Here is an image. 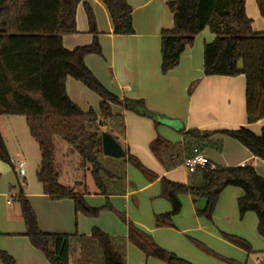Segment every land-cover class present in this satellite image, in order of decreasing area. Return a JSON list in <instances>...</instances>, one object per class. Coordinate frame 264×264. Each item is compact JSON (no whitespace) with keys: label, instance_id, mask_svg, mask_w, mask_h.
<instances>
[{"label":"trees","instance_id":"obj_1","mask_svg":"<svg viewBox=\"0 0 264 264\" xmlns=\"http://www.w3.org/2000/svg\"><path fill=\"white\" fill-rule=\"evenodd\" d=\"M80 0H0V116H22L29 135L36 142L40 162L36 177L43 194L49 199H71L75 213L97 217L102 208H112L108 196L124 192L125 169L128 162L151 181L157 175L147 169L135 156L125 151L124 158L113 159L102 154L101 126L119 143L117 135L124 134V124L115 116L111 104L123 106L158 124L156 114L146 109L142 99L118 98L110 93L84 63L88 54H101L94 37L89 45L71 50L62 44V36L76 33L75 12ZM117 35L134 33L132 7L127 0H102ZM259 15L264 19V0H255ZM173 24L160 32V71L167 73L179 64L186 46L208 27L214 35L203 46L204 76H237L245 79V112L247 123L264 118V32H254L245 11V0H167ZM90 31L95 33V19L88 4H84ZM70 77L83 83L100 98L99 115L92 109L82 111L67 95L65 81ZM189 87L190 93L192 87ZM219 132L235 139L250 153L264 161V127L254 134L248 127L221 129L212 132L188 130L185 136L207 138ZM73 145L83 164L90 166V175L97 192L106 198L102 207H91L74 187L58 181L54 162V137ZM121 145V143H119ZM153 155L167 168L181 164L180 145L156 136L149 144ZM0 160L10 163L0 133ZM11 165V164H10ZM160 195L170 204V211L155 215L157 227L172 226V217L181 210L179 196L188 193L195 200L204 198L205 205L197 214L211 218L221 191L229 186L241 189L237 206L241 215L254 212L257 233L264 237V178L252 165L212 166L210 163L191 174V182L182 184L165 177L159 179ZM77 185L82 183L77 182ZM25 223L24 235L41 252L49 264H126L125 241L146 256L156 257L168 264H192L157 245L151 236L132 222H127L125 239L113 237L97 227L89 235L42 232L27 198L19 191ZM122 217V216H121ZM230 242L251 252L242 238L223 234ZM99 252V253H98ZM101 257V258H100ZM4 264L14 259L0 250ZM261 264H264V260Z\"/></svg>","mask_w":264,"mask_h":264},{"label":"crops","instance_id":"obj_2","mask_svg":"<svg viewBox=\"0 0 264 264\" xmlns=\"http://www.w3.org/2000/svg\"><path fill=\"white\" fill-rule=\"evenodd\" d=\"M253 2L256 7L255 11L252 9ZM127 3L132 7L133 34L117 35L112 32L113 25L102 0H81L75 12L77 32L62 36V44L68 50L91 43L93 36L87 32L84 16L80 12V4H88L95 15L96 32L99 34L97 40L101 47V54L86 55L84 57L85 65L110 93L120 99H142L146 109L156 114L158 119V124L155 125L153 120L148 117L138 115L121 105L111 104L112 113L120 117L124 124V134L122 136L117 135L124 145H122L123 149L139 159L141 163L143 162L151 172L157 175V179L145 184L140 183V180L132 181L133 186L136 185L137 188L131 189L127 169L124 192L109 195L108 201L117 197L126 200L134 192L149 187L150 194L156 202L155 215L170 211L169 202L160 195L159 179L165 177L173 182L189 184L191 174L187 173L185 169L182 170L181 168L184 167L181 164L167 168L153 155L149 144L156 136H161L171 144L180 145L183 150L182 158L190 152L193 146H198L212 166H239L241 162H244L246 165H252L256 173L264 178V161L253 156L247 148L235 139L219 132L204 139L184 135L186 131L191 129L200 132H212L221 129H235L239 126H246L258 135L261 128L264 127V118L254 123H247L244 98L245 79L242 74L233 77L203 75V46L205 42L212 40L214 35L210 31H205L204 28L195 36L193 44L185 47L180 56L179 64L162 74L160 71V32L162 29L171 28L173 20L170 19L163 0H127ZM247 6L250 9V14H248ZM245 11L248 18L251 19L252 26V19L260 16L255 0H245ZM259 27L261 30L258 29ZM259 27L254 28L252 26V30L264 32V25ZM193 84L194 86L189 93V87ZM65 87L69 98L82 111L87 112L92 109L97 112L101 98L92 93L83 83L68 77L65 81ZM8 122L12 125L17 124L18 126L16 125L17 128L15 126L14 130L20 131L18 121L14 123L16 122L14 119H9ZM101 128L111 127L105 125ZM17 135L20 134L17 133ZM3 140L8 151L7 140L5 137ZM18 142H20L19 139ZM64 151L63 154L66 155L64 161L70 163L71 158L67 154L71 155V150L64 148ZM16 157L22 159L20 153ZM55 159L56 155L54 154L56 166ZM73 168H76V165H73ZM180 169L183 173L177 176V171ZM65 186L72 187L68 184ZM77 192L81 193L82 190ZM222 192L221 194H224L222 195L223 199L235 197L237 201L241 195V189L233 186L224 188ZM89 194L100 195L106 200L105 196L97 192V189L91 188V193L84 194L85 202L91 207L99 206L93 202L92 197L88 196ZM33 195L40 196L41 200H49L46 195L41 193ZM179 199L182 205L181 195ZM51 200H49V204L54 206L53 209H64L66 216L59 212L48 215L46 210L39 208V202L31 201L37 214L39 229L46 233H72L73 227L69 217L74 211L73 201L67 198ZM7 204H11L9 200H7ZM249 218H251L250 215ZM122 219L125 220L123 216ZM78 221L82 223V228L80 229L78 225L76 232L79 231L83 235L85 233L88 235V222L83 219ZM140 224L145 229L135 225L145 231L156 233L155 228L149 224ZM92 225V228L97 227L105 232L108 231L107 234L113 233V230H109L105 223L93 222ZM24 233L20 225L15 226L8 218L0 216V235L18 236L24 235ZM212 235L217 237L213 233ZM124 236L126 237V235ZM126 244L127 241H125V247ZM30 248V257L28 261H24L25 264H49L41 252ZM0 249L12 253L9 248L0 246ZM248 256L250 257V252Z\"/></svg>","mask_w":264,"mask_h":264},{"label":"rangeland","instance_id":"obj_3","mask_svg":"<svg viewBox=\"0 0 264 264\" xmlns=\"http://www.w3.org/2000/svg\"><path fill=\"white\" fill-rule=\"evenodd\" d=\"M163 3L171 19L172 14L166 4V0H163ZM80 8V12L84 16L87 32L97 40V36L99 34L97 32L93 33L90 31V25L84 4H80ZM255 8L256 7L253 2V11H255ZM247 11L248 14H250V9L248 6ZM261 25H264V19L262 17L259 16L252 19V26L254 28H257ZM75 27L77 32L76 24ZM260 28L261 27L258 29ZM205 29V31H209L208 27ZM91 92L96 94L93 91ZM97 112L95 113L99 115V105ZM9 119H14L16 121L14 123H17V121L20 123V131L17 129L14 130L17 124L12 125L10 122H8ZM104 131H106V128L102 129V132ZM0 133L2 137H5L7 140L9 147L7 153L9 159H14V161L17 160L16 156L18 153H20L22 159L25 162V175L22 177L13 171L10 163L0 160V216H3V218H8V220L15 226L17 224L20 225L25 232L26 227L21 214L20 203L15 197H13L14 195L18 194L20 189H22L26 195L25 197L27 198L32 210L36 215V220L37 214L35 209L32 207L31 201L39 202V208L46 210L48 215L57 214L59 212L66 216L64 209H53L54 206L49 204L50 199L41 200L40 196L36 197V195H33L35 193L43 194L42 185L38 182L36 177V172L40 162V154L36 142L29 135L23 117L0 116ZM17 133L20 134L19 136L21 137H19ZM18 139L20 142H18ZM119 143H121L120 140ZM54 145V154L56 155L55 160L57 162L56 170L58 172L59 183L72 185L76 191H79L80 189L83 190V187H85L86 191L90 193L91 188L96 190L94 182L92 181L93 179L90 175V166L88 164H83L74 146L64 142L56 136L54 137ZM122 145L123 144L121 143V146ZM64 148H70L71 150L72 154H67V156L71 158L70 163L64 161V156H66L63 154L65 152ZM73 165H76V168H73ZM144 166L146 167L145 164ZM124 169L125 173L127 172V169L129 171V187L131 189L137 188L136 185L133 186L132 181L134 182L140 180V183L144 184L153 182L131 163L127 162L124 165ZM181 169L184 170L185 168ZM181 169L177 171V176L183 173ZM76 182H80L82 184L77 185ZM222 191L221 193H223ZM150 193V188L147 187L134 192L132 196L126 200L120 197L111 199L109 203L112 208H102L97 217L86 216L73 211V214L69 217L71 218L70 223L73 227L72 233L76 232L78 225L80 229L82 228V223L78 221L79 219H83L84 221L88 222L87 230L89 234L93 226L92 223L101 222L105 223L109 230H113V233H110L109 235L119 238L125 237L124 235H126L127 232V222H132L138 226H142L140 223L144 225L149 224V226L155 228L156 233L153 234L149 231L146 232L151 236L157 245L167 251L174 252L178 257L189 260L192 264H261L263 262L264 237L257 233L256 215L251 211L241 215L239 213L235 197L223 199L222 195L224 194L220 193L212 216L210 219H208L197 214V210H200L204 207L205 199L196 198L194 200L190 194L184 193L181 195V211L172 219V226L157 227L155 225L156 202H154V199ZM88 196L92 197L93 202L98 204L97 206L99 207H102V205L106 203V200H104V198L100 195L89 194ZM7 200L10 201V205L7 204ZM249 215L251 218H249ZM121 216H123L126 221L123 220ZM212 233L217 235V237H214ZM222 233H228L238 238L244 239L251 247L250 257L248 256L249 252H247L243 247L238 246L224 238ZM79 234L81 233L79 232ZM85 235H87V233H85ZM0 246L9 248L11 250L12 253L8 252V254L14 259L15 264H25L24 261H28V258L30 257V247L36 249L34 246H32L28 237L25 235H0ZM125 250L126 264H168L156 257L146 256L142 251L129 242H127ZM41 255L45 258L43 254ZM0 264H4L1 259ZM97 264H102L101 260L97 259Z\"/></svg>","mask_w":264,"mask_h":264},{"label":"built area","instance_id":"obj_4","mask_svg":"<svg viewBox=\"0 0 264 264\" xmlns=\"http://www.w3.org/2000/svg\"><path fill=\"white\" fill-rule=\"evenodd\" d=\"M17 160L10 159V164L13 171L19 175H25V162L20 157H16ZM209 163L208 159L202 154L198 146H193L190 152L182 158L181 165L185 168L187 173L193 174L198 168L203 167ZM246 163L241 162L239 166L243 167Z\"/></svg>","mask_w":264,"mask_h":264},{"label":"water","instance_id":"obj_5","mask_svg":"<svg viewBox=\"0 0 264 264\" xmlns=\"http://www.w3.org/2000/svg\"><path fill=\"white\" fill-rule=\"evenodd\" d=\"M101 147L102 154L105 157L113 159H121L125 156L123 147L115 140V138L108 132L101 133Z\"/></svg>","mask_w":264,"mask_h":264}]
</instances>
